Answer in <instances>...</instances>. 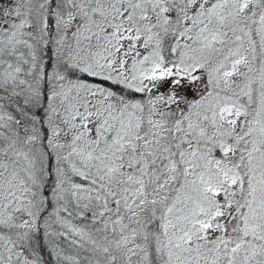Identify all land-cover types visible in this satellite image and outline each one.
Instances as JSON below:
<instances>
[{"label": "snow or ice", "instance_id": "1", "mask_svg": "<svg viewBox=\"0 0 264 264\" xmlns=\"http://www.w3.org/2000/svg\"><path fill=\"white\" fill-rule=\"evenodd\" d=\"M0 264H264V0H0Z\"/></svg>", "mask_w": 264, "mask_h": 264}]
</instances>
